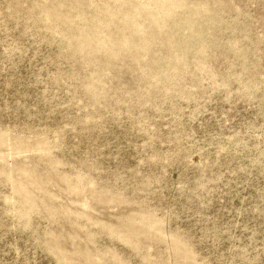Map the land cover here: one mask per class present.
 I'll return each mask as SVG.
<instances>
[{"label": "rangeland", "instance_id": "374dc122", "mask_svg": "<svg viewBox=\"0 0 264 264\" xmlns=\"http://www.w3.org/2000/svg\"><path fill=\"white\" fill-rule=\"evenodd\" d=\"M0 264H264V0H0Z\"/></svg>", "mask_w": 264, "mask_h": 264}]
</instances>
